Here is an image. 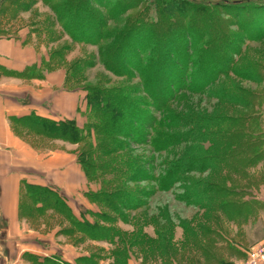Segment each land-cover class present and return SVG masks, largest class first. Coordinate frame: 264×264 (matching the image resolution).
<instances>
[{"label":"rangeland","instance_id":"obj_1","mask_svg":"<svg viewBox=\"0 0 264 264\" xmlns=\"http://www.w3.org/2000/svg\"><path fill=\"white\" fill-rule=\"evenodd\" d=\"M62 1L65 0H0V35H22L26 42L35 44L44 55H52L53 62L65 70L67 67L78 65L73 69H76L77 78L70 79V88L81 90L90 86H103L123 89L138 101V108L146 114L149 113V116L133 113L127 116L134 125L130 124L129 135L120 137L124 143L119 153L136 162L140 171L133 181L128 182L135 198L130 199L132 206L122 209L121 215L91 199L89 192L98 187L95 182L88 181L81 166L85 177L74 190H66L69 197L62 196L52 189L66 199V213L48 204L41 207L42 209H34L31 214L23 212L21 208L20 217L25 219L30 231L22 228L18 235L27 237H23V241L28 244L26 248L34 247L43 251V255L40 252L25 251L24 262L16 264H50V260H56L53 264H254V252L264 244V143L258 142L259 146L251 153L255 157L253 159L241 156L238 160L229 161V168L226 165L223 168L217 165L188 172L191 180L197 184L224 185L241 194L238 200H242V196L245 201L249 199L251 202L248 203H254L255 206L248 205L246 213L243 207L236 208L233 205L228 207L227 211L217 210V206L212 210L192 205L183 199L180 184L177 183L171 190L162 189L159 184L168 165L189 146L190 142L188 143L183 134L188 131L183 118H192V126L201 129L206 121H201L202 124L199 125L203 116L216 117L219 113L220 116L227 115L230 118L242 117V122L246 121L248 124L255 113L257 116L253 117V122L256 117L257 122L262 121L264 124V100L258 97L261 101L256 100L257 106L252 108L251 112L250 107H247L253 103L244 104L242 101L243 91H255L257 95L264 88V0H255L263 4L258 5L260 14L247 9L246 5L239 6L240 9L237 10H230L221 5L216 8L217 13L214 15H206L201 8H194L191 16H195V22L202 28L199 27L200 30L196 31V42L191 44V51L188 50L190 62L185 65V77H179L176 81L182 90H172V93H175L173 98H168L167 92L162 93L161 98L163 97L164 101L160 105L153 102L147 89V85L154 84L153 77L160 73L158 68H150L147 77L118 76L106 69L99 58V47L72 39L70 34L74 24L71 20L76 10L73 7L65 8ZM89 1H93V6L96 7L95 0ZM207 1L215 5L224 1L231 4L235 1L241 4L246 2ZM120 2L127 3L128 0H112L110 4L118 5L115 10L118 17L116 20H110V25L124 24L135 15H140V7L144 9L143 17H147L146 8L150 5V0H142L138 7L128 10L119 5ZM84 13L87 12L80 10L78 15ZM168 13L177 15L178 12L168 9ZM217 14L223 15L226 24L219 21ZM209 17H214L217 25L215 20L210 21ZM257 17L260 18L256 19ZM230 33L236 36L231 37ZM192 34L193 32L190 33ZM233 39L237 42L235 45L244 43L245 49L236 57L234 71L223 73L225 67L219 70L217 65H228L230 53L227 50L229 45L225 47V41L229 44ZM185 40L190 41L187 38ZM203 40H206L210 47L206 48ZM159 41L160 30H156L150 36L151 46L147 48V56L156 54ZM112 55L110 58H113ZM119 60V56L115 58L116 62ZM242 66H251L263 73V85L256 81L259 77H251L249 72L245 71L249 69L241 70L245 71L244 75L235 72ZM182 84L184 85L181 86ZM220 92L232 96L227 98L235 99V103L223 100ZM245 98H249V94ZM166 101L168 103L165 104ZM259 104L261 109H257ZM172 115L179 117L180 121L171 125L173 121L169 118L168 126L156 127L162 133L180 135L181 143L165 146L159 141L156 142L157 140L154 142L147 133V121L153 120V116L157 120H163ZM85 119L84 115H80L79 126H83ZM16 129L17 136L25 141L34 154L44 157L58 151L64 152L66 158H76V144L49 138L33 131L26 132L20 125ZM196 131H193V134ZM208 144V141H205L204 148L207 149ZM119 163L118 159L117 164ZM33 171L35 174H42L40 171ZM66 191L62 189L63 193ZM38 202L33 201L31 205L26 198H22L23 206L30 208ZM221 202L222 200H218V203ZM39 203L41 205V202ZM78 221L98 224L106 231L95 234L91 232L95 238L81 231V227H77ZM39 238L46 242L45 246L33 245V239ZM165 239L169 240L166 242L168 250L162 247ZM10 240L14 241V238L11 236ZM204 247L207 249L203 250ZM257 263L264 264V261L260 259Z\"/></svg>","mask_w":264,"mask_h":264},{"label":"trees","instance_id":"obj_2","mask_svg":"<svg viewBox=\"0 0 264 264\" xmlns=\"http://www.w3.org/2000/svg\"><path fill=\"white\" fill-rule=\"evenodd\" d=\"M92 2L89 0L62 1V5L65 8L73 7L76 10L71 20L74 24V27H72L73 31L70 34L72 39L99 47L101 63L106 69L118 76L133 77L134 75H138L140 77H147L150 68H158L160 73L153 77L154 84L147 85L151 99L156 105H160L164 101L163 97L161 98L162 93L167 92L168 98H173L175 93H172V90H174L173 92L177 91V89L182 90L176 81L179 77H185V65L190 62L188 61V50L191 51V44L196 42V31L202 28L197 24L198 22H195V16H191L193 10H195L194 8H201L205 11L206 15H214L217 13L216 8H219L221 5L228 7L230 10H237L240 9L239 6L246 5L247 9H251L256 13L260 11L258 7L263 5L262 3L255 2V0H246L243 4L237 1L232 2L233 4L224 1L217 5L207 0H150V5L146 8L147 17H143L144 9L140 7V15H135L124 24L119 23L120 25L116 24V26H113L110 25L109 21L117 19L118 16L115 10L118 5L110 6L112 0H95L96 7H94ZM123 3L120 2L119 5H123L124 9L128 10L138 7L140 3L142 4V0H128L127 3ZM168 9L177 11V15L169 14ZM80 10L87 13L78 15ZM141 17L143 18L141 19ZM217 17H219L220 22L226 24V20L222 18L223 15L217 14ZM259 18L257 17L256 19ZM209 19L210 21L215 20L214 17H209ZM215 24L217 25L216 20ZM199 27L200 29H198ZM248 29L253 30L251 28ZM156 30H160L158 50L156 54H152L153 56H147L149 54L147 53V48L151 46L149 43L150 36ZM191 32H193L192 35H190ZM229 35L231 37L236 36L233 33ZM185 38L190 39V41L185 40ZM203 41L206 48L207 46L210 47L206 44V40ZM235 44H237L235 39L229 42V44L225 41V47L229 45L227 48L228 53H230L227 61L228 65L225 66L223 64L221 66L219 62L220 66L219 64L217 65L219 70L225 67L223 73H226L228 70L234 71L236 57L240 56L242 50L244 51L245 49L244 43H240V45ZM111 55L113 58H110ZM51 56L46 62L48 66L61 67L59 64L53 62V57ZM118 56L122 62L120 60L119 62L115 61V58L117 59ZM250 65L253 66L251 63ZM76 66L66 68L69 88L71 86L69 84L70 79L77 78L76 69L73 70ZM251 66H248V68L242 66L236 69L235 72L239 73V75H244L245 71L249 72L251 77H259V80L256 81L263 85V73ZM203 69L202 67V72L204 73ZM74 89L76 88L74 87ZM81 90L84 92L86 103L85 110L81 112V115H84L86 118L83 126H79L76 119L52 121L37 116L17 119L16 124L23 125L28 131L78 145L77 161L88 181L95 182L98 187L96 190L89 192L91 199L98 201L104 208L107 207L114 213L121 215L122 209H129L132 206L130 205V199L135 197L128 182L135 179V175L139 173L140 169L136 165V162L130 161L129 157L127 159L119 153V149L124 143L120 137L129 135L128 129L130 124L134 125V123L127 119V116L131 113L149 116V113L146 114L144 110H140L138 108V101L134 100L123 89L90 86ZM262 90V92L258 93L259 95H256L255 91H243V103H253V105L247 107L248 109L250 107V112L252 108H256V100L260 98L262 101L264 100V88ZM248 94L249 98H245ZM220 96L223 100H230L227 97H232L223 92H220ZM230 101L235 103L236 100L232 99ZM263 104L264 102L262 106ZM262 106L259 104L257 109ZM257 114L259 115V113ZM212 116L214 115L203 116L199 120V125L202 124L201 121L206 120L205 125L202 124V127H200L201 129L192 126V118L187 116V118L182 119L188 128V131L183 134L188 143L190 142L189 146L186 147L185 151L176 160L168 165V169L160 179L159 187L171 190L178 183L180 184L179 187L183 190V199L185 201L188 200L189 204L203 206L208 209L211 208L212 210L217 206V210L222 211H227L233 205L236 208L243 207L244 213H246L248 212L246 208L255 206L254 203L251 205L248 203L249 199L245 201L243 199L244 196H242V200H238L237 198H240L241 194L224 185L214 183L197 184V182L191 180L188 172L217 165L222 168L226 165L229 168V164L231 165L229 161L238 160L241 156H245V159L249 157V160L255 158L251 153L259 146L258 142L264 143V124L262 121L257 122L256 117L253 122V117L257 116L255 113L252 114V117L250 116L248 124L246 121L242 122V117L230 118L227 115L220 116L218 113L216 117L214 116L215 119L213 120ZM169 118L173 121L171 125L180 121L179 117L177 118L175 115L171 117L167 116L163 120H157L153 116V120L147 121V133L150 134L154 142L157 140L156 142L159 141L165 146H169L170 143V145L181 143L182 138L180 135L174 133L168 135V133H162L156 127L168 126L169 122H167V119L169 120ZM245 124L248 125V128ZM193 131H196V133L193 134ZM205 141L209 143L207 149L203 145ZM118 159L119 165L117 164ZM26 193L34 202L37 200L41 202V205H35L32 208L24 205L22 206L23 212L26 213L27 211V213L31 214L34 209H42L41 207L48 204L66 213V199L57 195L51 188L32 185L27 187ZM218 200H222V202L218 203ZM215 203L218 204L215 205ZM204 216L206 217V213ZM77 227H81V231L95 238V233L106 231V229L98 224H91L89 222L81 223L78 221ZM91 232H94V234ZM168 241V239H165V242L162 244V247H165L164 250H168V244H166ZM204 249L206 250L207 247H204ZM49 262L53 264L56 260H50Z\"/></svg>","mask_w":264,"mask_h":264},{"label":"crops","instance_id":"obj_3","mask_svg":"<svg viewBox=\"0 0 264 264\" xmlns=\"http://www.w3.org/2000/svg\"><path fill=\"white\" fill-rule=\"evenodd\" d=\"M48 59L22 35H0V264L24 262L25 251L43 255L34 247L26 248L23 237H27L18 235L22 228L30 231L20 217L22 198L33 203L27 187H49L69 197L67 191L74 190L85 177L75 157L66 158L64 152L58 151L39 156L17 136V119L37 116L52 121H78L85 110L84 92L69 88L66 70L49 67ZM20 127L29 132L23 125ZM32 242L46 245L40 238Z\"/></svg>","mask_w":264,"mask_h":264},{"label":"built area","instance_id":"obj_4","mask_svg":"<svg viewBox=\"0 0 264 264\" xmlns=\"http://www.w3.org/2000/svg\"><path fill=\"white\" fill-rule=\"evenodd\" d=\"M260 259L264 261V244H261L260 247H258L256 249V251L254 252V255H253V261H254V264H258V260L260 261Z\"/></svg>","mask_w":264,"mask_h":264}]
</instances>
